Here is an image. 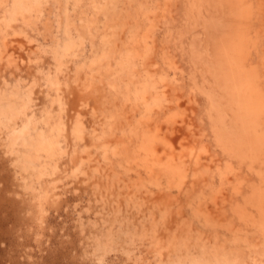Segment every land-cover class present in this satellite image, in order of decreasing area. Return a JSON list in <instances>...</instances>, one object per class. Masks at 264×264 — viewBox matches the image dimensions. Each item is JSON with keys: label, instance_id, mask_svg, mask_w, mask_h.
<instances>
[{"label": "rangeland", "instance_id": "1", "mask_svg": "<svg viewBox=\"0 0 264 264\" xmlns=\"http://www.w3.org/2000/svg\"><path fill=\"white\" fill-rule=\"evenodd\" d=\"M0 264H264V0H0Z\"/></svg>", "mask_w": 264, "mask_h": 264}]
</instances>
